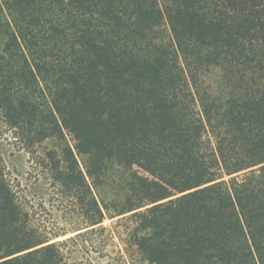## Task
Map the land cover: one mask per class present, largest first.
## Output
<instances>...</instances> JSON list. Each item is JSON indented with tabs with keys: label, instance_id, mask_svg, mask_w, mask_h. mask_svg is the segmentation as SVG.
Returning <instances> with one entry per match:
<instances>
[{
	"label": "trees",
	"instance_id": "obj_1",
	"mask_svg": "<svg viewBox=\"0 0 264 264\" xmlns=\"http://www.w3.org/2000/svg\"><path fill=\"white\" fill-rule=\"evenodd\" d=\"M0 142V264H264V0H0Z\"/></svg>",
	"mask_w": 264,
	"mask_h": 264
},
{
	"label": "rangeland",
	"instance_id": "obj_2",
	"mask_svg": "<svg viewBox=\"0 0 264 264\" xmlns=\"http://www.w3.org/2000/svg\"><path fill=\"white\" fill-rule=\"evenodd\" d=\"M47 148H52V145H47ZM0 150L6 156V170L9 172L12 181H14L15 184H18V181L21 182V186L27 188L30 198L38 192V195L32 198L30 202L32 206L29 208V213L34 223L47 227L48 229L57 226L62 228V231H68L64 236H60L56 240L72 236L74 234L71 232V227L73 225H84V221H82V217L78 216V210L75 206H73L71 210H67L64 204H62L57 197H54L55 195L48 193V190L46 191L39 188V184H37L38 180H36L35 162L31 158L33 155L25 151H15L14 156H9L11 149L5 142H0ZM39 150L40 154H43L44 148L41 147ZM117 220L118 217L112 219L106 218L103 222L108 229L115 232L113 242H111V247L109 249L113 253L117 251L118 254L123 256L126 260L132 261L133 258L137 256L136 246L126 239L128 236L124 233V226ZM67 256L72 262H79L81 260L87 261L86 257L83 259V254L79 252L68 253ZM98 260L101 264H104L108 258L104 257Z\"/></svg>",
	"mask_w": 264,
	"mask_h": 264
}]
</instances>
